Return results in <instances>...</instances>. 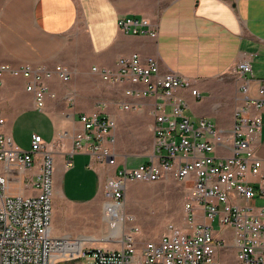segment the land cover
Segmentation results:
<instances>
[{
	"label": "built area",
	"instance_id": "obj_1",
	"mask_svg": "<svg viewBox=\"0 0 264 264\" xmlns=\"http://www.w3.org/2000/svg\"><path fill=\"white\" fill-rule=\"evenodd\" d=\"M118 26L126 34L157 36L156 26L147 18L121 17ZM254 58V53H245L237 64L239 91L235 123L228 136L213 120L186 113L188 102L181 91L189 90L197 99L203 94L189 79L161 71L156 57L133 53L120 57L114 68L92 67L91 73L102 81L124 87L128 100L119 102L121 108L152 117V153L145 163L121 162L116 150L117 122L98 111L80 116L83 129L74 133L71 154L86 152L96 162L118 169L103 187L104 196L114 201L125 202L132 183L173 176L189 185L184 201L187 225L169 223L158 240L144 241L137 237L140 228L133 223L123 231L120 248L84 240L74 256L89 264H215L216 255L227 244L226 238L217 236L216 223L219 230L233 229L237 264H264V204L254 202L264 198V158L256 152L263 125L264 80L254 95ZM6 74L26 79L36 108L43 110L46 99L56 97L49 81L70 83L76 71L64 64L14 67L0 63V81ZM6 122L0 112V162L4 169L32 168L38 154L42 162L37 179L25 180L27 187L38 190L36 195H10L8 178L0 173V264H54L56 255L74 250L80 239L52 233L53 151L38 133L32 135L29 150L20 149L5 133ZM223 144H229L231 154L219 153ZM250 176L258 180L251 181ZM129 220L134 221L133 216Z\"/></svg>",
	"mask_w": 264,
	"mask_h": 264
},
{
	"label": "crops",
	"instance_id": "obj_2",
	"mask_svg": "<svg viewBox=\"0 0 264 264\" xmlns=\"http://www.w3.org/2000/svg\"><path fill=\"white\" fill-rule=\"evenodd\" d=\"M126 16L151 20L157 36L122 32L118 20ZM133 53L156 57L161 71L189 79L206 101L201 103L183 89L188 102L186 113L191 108L190 116L213 120L228 136L235 123V97L239 91L236 67L245 53L255 54V76L251 81L254 95L264 80V0H0V63L14 67L27 63L64 64L76 71L70 83L49 81L56 97H48L43 110L36 108L34 95L26 89V79L6 74L0 81V112L7 121L5 133L22 150L30 149L34 133L44 138L53 151L55 195L63 193L61 187L67 173L72 175L70 192L63 193L68 202L95 200L107 178L118 170L96 162L86 152H71L75 131L83 129L82 114L101 111L118 118L119 123L127 116L119 105L121 100H128L123 95L124 87L113 96L98 97L103 91L94 78L102 80L91 69L114 68L120 57ZM234 76L237 80L232 85L229 78ZM260 113L263 125L256 152L264 158V108ZM20 131L28 133L29 142H23ZM218 148L219 153L231 154L229 144ZM69 161L71 166L67 165ZM41 162L42 155L38 154L32 168L11 171L0 162V173L9 181L8 193L38 194L35 187L25 185V180L37 179ZM254 202L263 205L264 198ZM52 227L53 235L58 236L53 222ZM226 231L233 238L231 227L218 230L217 236L226 238ZM232 238L228 247L231 249H221L215 264H237ZM76 250L62 253L68 256L56 255L54 264H89L87 259L84 262L74 256Z\"/></svg>",
	"mask_w": 264,
	"mask_h": 264
},
{
	"label": "rangeland",
	"instance_id": "obj_3",
	"mask_svg": "<svg viewBox=\"0 0 264 264\" xmlns=\"http://www.w3.org/2000/svg\"><path fill=\"white\" fill-rule=\"evenodd\" d=\"M236 80V76L229 78L232 85L236 84ZM94 81L97 83L96 86H100L99 88L103 91L98 97L113 96V93L118 94L120 91V86L111 85L95 78ZM199 100L202 103L205 98ZM125 111L127 116L121 120L122 124L119 123L118 118L113 117L117 122L116 150L120 154L121 161L128 159L129 162L136 165L148 159L152 153L153 133L150 129L152 118L147 113L140 115L134 111ZM187 113L192 114V109L190 108ZM18 134L23 142H29L28 133L20 131ZM71 176L67 173L63 187H61L66 195L70 192ZM73 185L75 186V183ZM97 187L98 185L95 183V189ZM188 187L189 185L169 176L163 181L130 184L125 202L107 199L103 194V189L95 200L79 204L68 202L62 192L54 194V231L58 233L59 237H79L80 240L73 248L78 251L82 247L83 241L89 238L94 239L95 246L120 248L119 240L122 239L123 231L133 223L140 228L137 235L139 239L156 240L164 233L169 223H174L179 227L187 225L184 201L189 190ZM129 216H133L134 221H130ZM215 230H219L216 223ZM225 236L227 244L224 250L229 251L231 248L228 247L232 236L228 231L225 232ZM66 251L68 254L71 252L70 250ZM63 256L68 255L62 254L60 257ZM228 256L230 257L232 254ZM82 261L86 262L84 259Z\"/></svg>",
	"mask_w": 264,
	"mask_h": 264
},
{
	"label": "bare ground",
	"instance_id": "obj_4",
	"mask_svg": "<svg viewBox=\"0 0 264 264\" xmlns=\"http://www.w3.org/2000/svg\"><path fill=\"white\" fill-rule=\"evenodd\" d=\"M123 235V234H122ZM87 240H92V241H94V239L93 238H89V239H87ZM110 240V239H109ZM122 241V239L121 240H119V242H121Z\"/></svg>",
	"mask_w": 264,
	"mask_h": 264
}]
</instances>
